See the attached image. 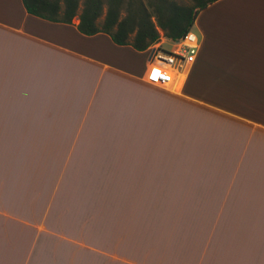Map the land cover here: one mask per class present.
<instances>
[{
	"label": "crops",
	"instance_id": "crops-1",
	"mask_svg": "<svg viewBox=\"0 0 264 264\" xmlns=\"http://www.w3.org/2000/svg\"><path fill=\"white\" fill-rule=\"evenodd\" d=\"M201 17L157 86L153 48L0 0V264H264V0Z\"/></svg>",
	"mask_w": 264,
	"mask_h": 264
},
{
	"label": "trees",
	"instance_id": "trees-1",
	"mask_svg": "<svg viewBox=\"0 0 264 264\" xmlns=\"http://www.w3.org/2000/svg\"><path fill=\"white\" fill-rule=\"evenodd\" d=\"M190 1L187 6L172 0H22V4L34 17L61 24L77 19L80 34L103 33L115 45L142 52L158 43L161 33L171 41L182 38L199 12L218 0Z\"/></svg>",
	"mask_w": 264,
	"mask_h": 264
},
{
	"label": "built area",
	"instance_id": "built-area-1",
	"mask_svg": "<svg viewBox=\"0 0 264 264\" xmlns=\"http://www.w3.org/2000/svg\"><path fill=\"white\" fill-rule=\"evenodd\" d=\"M171 41V40H170ZM173 43L171 50L160 47L153 48L150 54V66L147 71V81L157 86H167L173 83L179 70L191 65L199 49V40L191 32Z\"/></svg>",
	"mask_w": 264,
	"mask_h": 264
},
{
	"label": "rangeland",
	"instance_id": "rangeland-1",
	"mask_svg": "<svg viewBox=\"0 0 264 264\" xmlns=\"http://www.w3.org/2000/svg\"><path fill=\"white\" fill-rule=\"evenodd\" d=\"M172 1H174L175 3H177V4H180V5H185V6H187V5H190L191 4V1L190 0H172ZM103 15H104V13H103ZM101 18H103V16L101 17ZM204 20V17H201V19H200V21L198 22V21H196L195 22V24H194V26L191 28V32L197 37V38H199V39H201V29H202V25H203V23H201L202 21ZM77 21V19H74L73 20V22H76ZM101 21V20H100ZM204 22V21H203ZM172 45H173V43L168 39V38H165L163 35H162V33H161V37H160V40H159V42L158 43H156L155 45H153L152 47H150V48H156V47H160V46H162V48L164 49V50H166V51H169V50H171V48H172ZM180 71V70H179ZM182 71V70H181ZM180 71V72H181Z\"/></svg>",
	"mask_w": 264,
	"mask_h": 264
},
{
	"label": "water",
	"instance_id": "water-1",
	"mask_svg": "<svg viewBox=\"0 0 264 264\" xmlns=\"http://www.w3.org/2000/svg\"><path fill=\"white\" fill-rule=\"evenodd\" d=\"M153 53V49L151 50V54Z\"/></svg>",
	"mask_w": 264,
	"mask_h": 264
}]
</instances>
